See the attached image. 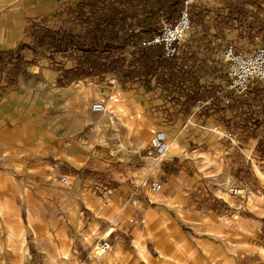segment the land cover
<instances>
[{
	"label": "crops",
	"instance_id": "0c3cea01",
	"mask_svg": "<svg viewBox=\"0 0 264 264\" xmlns=\"http://www.w3.org/2000/svg\"><path fill=\"white\" fill-rule=\"evenodd\" d=\"M77 1L0 0V154L21 157L23 165L32 157L30 169L45 178L69 177L68 184L59 180L61 192L54 195L59 246L50 232L48 245L36 247L48 249L55 263L65 248L69 264H264V136L250 134L251 128L264 133L258 89L244 109L195 113L191 107L208 96V81L171 61L159 71L161 57L145 82L74 86L92 81L83 78L61 86L62 70L77 64L63 50L38 47L34 27L68 29L63 19ZM257 4L264 0L248 3L257 19L251 11L246 18L253 35L239 43L264 42V9ZM234 22L226 36L236 43L241 27ZM57 52L63 57L55 58ZM199 56L207 57L195 54V61ZM222 71L213 70L215 80ZM43 84L58 87L59 98L76 103L86 122L78 128L49 123ZM95 98L106 110L90 117L87 102ZM86 126L89 131L78 136ZM154 130L164 132L168 145V159L159 163L145 155L149 140L143 146ZM153 182L160 190L150 188ZM32 233L40 242L42 234ZM102 237L111 249L88 257ZM17 240L23 259V232Z\"/></svg>",
	"mask_w": 264,
	"mask_h": 264
},
{
	"label": "rangeland",
	"instance_id": "374dc122",
	"mask_svg": "<svg viewBox=\"0 0 264 264\" xmlns=\"http://www.w3.org/2000/svg\"><path fill=\"white\" fill-rule=\"evenodd\" d=\"M130 1L125 0L123 4H127ZM139 2H141L138 4L139 11H143H140L138 15L139 20H147L150 14L157 12L152 19H148V22L150 21V24H152L156 31L159 29L161 16L175 17L181 8V3L171 5L168 0H164V4L161 3V0L157 2L153 0H139ZM248 3L249 0H199L190 12L191 27L186 34L185 42L191 43V48L195 52L207 48L211 53L216 54L227 42H232L241 51H248L253 45L246 43V40L244 43H239L241 39L250 38L253 35L248 30L252 22L250 19H246L247 16H252L249 13L252 9H250ZM256 8L261 10L264 9V6L257 4ZM85 10L88 11V8H85ZM252 13L253 20H256L258 15L256 12ZM233 19L235 20L234 23H237L241 27L238 34L240 39L236 43L232 39H229V36L228 38L226 36V31L231 30ZM63 21L64 23L66 21L65 24L68 27V31L76 30L79 27L77 20L72 17L64 18ZM127 22H132V19H127ZM63 51L65 52L63 53L65 56H69L66 59H74L75 50L73 51L70 48V50ZM133 51V46H126L124 50L125 57L129 59ZM54 55L55 58H59V56H62V53L57 52ZM209 62L207 63L208 68L211 65L213 66V61ZM156 67L155 65V69ZM113 79L116 80L115 74L108 72L103 77V80L97 78L92 79V81L78 80L74 86L86 88L96 84L99 86L112 85L110 81ZM56 88L58 87L55 85L46 86L43 84L40 91L43 101V116L49 123L56 120L58 124L65 128L72 125L78 128L83 122H86L85 116L78 112L76 103H69V101L67 103L61 100ZM257 89L255 95L260 97L261 110L264 109V101H262L264 100V87ZM55 96L57 99H55ZM97 101H100V99L95 98L87 102L86 110L90 117L101 114L100 112L91 110V104ZM252 110H250L251 118H253L252 116L255 113V110ZM87 131H89V126H86L77 135L82 136ZM250 132L253 136H264V133L258 134L259 131L256 128H251ZM150 135L148 134L143 146L147 144ZM28 152H31V150ZM21 162V157L2 156L0 154V206L4 208V211L0 212L2 213L0 214V264H46V262L47 264H69V252L67 249H62L58 258L59 260L55 263L53 261L54 258L51 259L48 249H44L42 246L37 248L35 245L37 243H42L44 246L48 245L45 234L50 235V232H52L54 235L52 244L59 246L58 238H55V232L57 229L56 217H59L60 209L55 202L54 196L61 192L59 180H54L51 177L45 178L43 174L30 169V166L33 165L32 157L30 159L26 158L24 165ZM29 214L32 216V222L29 221ZM15 216H18V219ZM29 224L30 228L28 227ZM32 231L42 234L40 242H35ZM21 232H23L26 239V249L23 259L17 240ZM93 246L88 252V257H94L93 253H91ZM48 260H51V263Z\"/></svg>",
	"mask_w": 264,
	"mask_h": 264
},
{
	"label": "trees",
	"instance_id": "16d2710c",
	"mask_svg": "<svg viewBox=\"0 0 264 264\" xmlns=\"http://www.w3.org/2000/svg\"><path fill=\"white\" fill-rule=\"evenodd\" d=\"M168 1L171 5L181 3L182 7L183 0ZM124 2L78 0L69 10L70 17L79 24L76 30L38 28L35 25L34 39L38 47L48 52L70 48L75 50L74 60L77 65L73 69L62 70L63 80L58 81L59 85L64 86L83 78L103 80L108 72L115 74L119 83L135 79L145 82L147 75L154 72L155 63L161 56V47H143L141 43L157 32L148 22L157 12L150 14L147 20H139L141 10L138 4L141 2ZM161 3L164 4V0ZM127 19H132V22H127ZM128 45L134 47L129 59L124 55Z\"/></svg>",
	"mask_w": 264,
	"mask_h": 264
},
{
	"label": "built area",
	"instance_id": "2783aa9c",
	"mask_svg": "<svg viewBox=\"0 0 264 264\" xmlns=\"http://www.w3.org/2000/svg\"><path fill=\"white\" fill-rule=\"evenodd\" d=\"M198 1L183 0L182 7L175 17L161 16L158 31L142 41L141 46L161 47L159 71L162 70L161 65L171 61L176 69L179 67L180 70L186 71V74L192 73L193 77L208 81L204 84V89L209 92L208 96L192 105L193 112H200L205 107L221 110L233 105L244 109L251 100L253 89L264 87V42L252 46L248 51L239 50L232 42L225 43L216 54L207 48L201 49L203 51H193L191 43L185 42V37L191 27V9ZM201 53H206L207 57L199 56L200 60L195 61V54ZM209 61H213L210 68L207 64ZM191 65L194 67L190 70ZM215 67H222L223 70L219 80H215L217 77L213 76ZM91 110L103 112L106 105L103 101L93 102ZM223 135L230 141L234 139L232 131H226ZM145 155L152 157L155 163L168 159V145L163 131L152 132L145 148ZM59 180L62 184L69 183L67 175L60 176ZM150 188L160 190V184L153 182ZM110 249V243L102 237L93 246L91 253L94 257H101Z\"/></svg>",
	"mask_w": 264,
	"mask_h": 264
},
{
	"label": "bare ground",
	"instance_id": "6f19581e",
	"mask_svg": "<svg viewBox=\"0 0 264 264\" xmlns=\"http://www.w3.org/2000/svg\"><path fill=\"white\" fill-rule=\"evenodd\" d=\"M72 92V91H71ZM77 92V91H76ZM74 94V93H73ZM77 94V93H76ZM114 113V112H113ZM114 115V114H113Z\"/></svg>",
	"mask_w": 264,
	"mask_h": 264
}]
</instances>
